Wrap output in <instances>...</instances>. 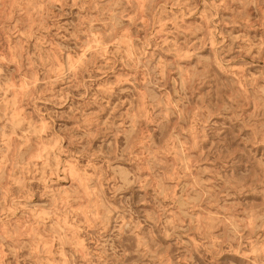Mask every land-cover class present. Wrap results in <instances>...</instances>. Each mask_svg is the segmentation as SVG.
<instances>
[{
	"label": "rangeland",
	"instance_id": "1",
	"mask_svg": "<svg viewBox=\"0 0 264 264\" xmlns=\"http://www.w3.org/2000/svg\"><path fill=\"white\" fill-rule=\"evenodd\" d=\"M0 264H264V0H0Z\"/></svg>",
	"mask_w": 264,
	"mask_h": 264
}]
</instances>
